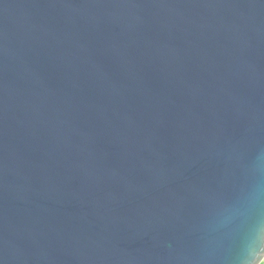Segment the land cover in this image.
Returning a JSON list of instances; mask_svg holds the SVG:
<instances>
[{"label":"water","instance_id":"95a60500","mask_svg":"<svg viewBox=\"0 0 264 264\" xmlns=\"http://www.w3.org/2000/svg\"><path fill=\"white\" fill-rule=\"evenodd\" d=\"M264 0H0V264H260Z\"/></svg>","mask_w":264,"mask_h":264},{"label":"trees","instance_id":"16d2710c","mask_svg":"<svg viewBox=\"0 0 264 264\" xmlns=\"http://www.w3.org/2000/svg\"><path fill=\"white\" fill-rule=\"evenodd\" d=\"M260 264H264V259L261 261V263Z\"/></svg>","mask_w":264,"mask_h":264}]
</instances>
